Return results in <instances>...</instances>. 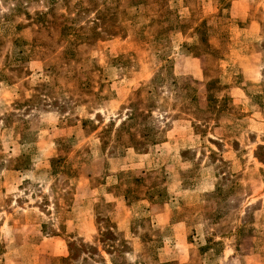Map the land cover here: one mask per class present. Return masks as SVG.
Instances as JSON below:
<instances>
[{"label":"rangeland","instance_id":"1","mask_svg":"<svg viewBox=\"0 0 264 264\" xmlns=\"http://www.w3.org/2000/svg\"><path fill=\"white\" fill-rule=\"evenodd\" d=\"M23 1L30 13L53 4L56 14H67L69 6L68 15L81 29L68 45L59 34L60 18L52 27L28 25L22 15L0 25V67L11 51L18 53L11 65L19 66L14 83H0V154L4 165L20 153L31 157L25 169L0 167V258L34 264H218L229 253L227 245L238 255L264 256V106L252 99L260 94L256 100L264 102V0ZM13 2L0 0V15ZM201 19L210 25L206 38L220 58L197 54L200 31L194 27ZM176 22L184 24L160 30ZM105 26L115 33L106 34ZM163 56L175 74L190 76L196 100L185 102L191 104L187 113L178 112L179 103L171 105L172 92L164 85L157 86V97L147 92ZM245 58L256 68L246 70ZM204 70L230 81L220 95H229L243 115L192 118L196 105L207 107ZM136 91L156 105L153 124L166 141L121 155L112 149L114 130ZM118 179L122 187L124 179H140L142 191L160 182L168 199L142 201L146 218L131 228L132 207L113 188ZM161 205L173 209L170 227L152 223L148 215ZM122 216L130 217L129 232L116 229ZM180 231L186 233V262L179 261L180 252L159 249L179 245ZM205 244L209 248L203 250Z\"/></svg>","mask_w":264,"mask_h":264},{"label":"trees","instance_id":"2","mask_svg":"<svg viewBox=\"0 0 264 264\" xmlns=\"http://www.w3.org/2000/svg\"><path fill=\"white\" fill-rule=\"evenodd\" d=\"M223 2V0H220ZM54 2V1H53ZM57 1H55L56 3ZM69 8L66 13H58L56 14L54 12V6L53 4H50V6H47V9L45 11L36 10L32 13H30L27 10V5L23 0H14V2L9 5L7 8V11L0 15V25H5L10 23L14 17L22 15L26 20H28V25L30 24H36L40 23L41 25H45L47 27L48 23H50V27H52V23L54 22V19L60 18L64 23H60L58 26L59 28V34L60 36H64L66 38V44L71 45L73 44L74 40L78 38L79 34L78 31L81 29V27H76L74 24L75 17L68 15L70 14L71 7ZM75 12H79L81 9L79 7V4L75 6H72ZM156 20L155 18H152L151 21L153 22ZM158 21V20H156ZM13 25V23H11ZM178 22H176L175 25L169 24L166 26H161V31L172 30L177 29ZM180 24V23H179ZM21 23L15 24V27H20ZM210 29V25L206 24L205 19H201L194 27V32L197 33V31H200V36H198L200 46H196L200 51L197 53L198 55L201 53L210 54L214 57H218L216 54L218 53V49H215L211 44L207 41L208 36V30ZM103 31L106 34H113L115 31L111 29H107V26H105V29ZM113 32V33H111ZM160 32L156 30L155 35ZM99 34V33H98ZM97 35V33H95ZM103 34H99V37H102ZM70 38V39H69ZM15 41V38H14ZM17 51H14V53L11 51L8 55V59L10 58V61L4 65V67H0V83H5L6 85H11L14 83V79L18 77L19 74V66H12L11 62L17 60ZM12 58V59H11ZM220 58V56L218 57ZM20 59V58H19ZM161 61L163 64L159 67V69L154 73V75L149 80L151 88L147 90L148 94H155L156 95V88L157 86L164 85L172 92V102L171 105L174 107L176 103H179V113H187V105L190 106L191 104L186 101H192L194 102L196 100V95L194 94L195 90L191 88L190 82H189V75H184L183 73L175 74L173 67H172V61L168 56L161 57ZM232 65H234L233 62H231ZM230 63V64H231ZM8 64V65H7ZM10 64V65H9ZM230 66V65H228ZM5 71L10 72H17L15 76H13V73H7ZM204 75L207 78L206 79V91H207V107L205 109L198 108L197 105L191 110V113L193 114V119H199L197 117H203L208 116L209 118L213 116L214 120L218 118L219 116H226L230 119H233V117L236 116V113H241L242 115L243 110L242 108L239 111H236V107L233 103V100L229 95H220V93L223 90H227L230 88V81H224L221 80L219 76H210L207 73V70H204ZM224 78V77H222ZM154 83H157L154 84ZM250 96V95H248ZM262 97V95L257 94L256 96H252V99L254 100V103H260V106H264V102L260 100H256V98ZM149 96L145 97L140 95V92L136 91L134 92V97H132L129 102L128 106L126 107L128 109V113L126 114V117L123 121L119 123V125L114 130V137L112 139V149L113 151H120L119 154L123 155L125 154L127 149H136L138 151L145 149L148 151L151 147L158 145L164 141H166V138L164 137V131L159 129L158 124H153V117H152V111L156 107L154 103L148 102ZM229 102V105H228ZM179 113H176L175 115H178ZM12 116V113H9L4 118V124L2 126L3 129L7 128L6 121ZM85 122V121H84ZM82 122V123H84ZM14 129L22 136L23 134L17 130L18 127L15 126ZM108 129L101 130L102 133H107ZM125 131L127 135V139H123V132ZM5 155L0 154V167H4L5 169H13V170H21L27 168L26 166L30 164L31 157L28 153H20L18 155H15L14 157H9L8 159H4L6 163L4 165V158ZM10 163H13V166L9 165ZM141 181L140 179H133L131 183L136 184V186L132 187L131 183L124 179V185L125 187H122L123 182H119V179L115 182L113 185V188L118 189L120 191L121 196L123 200L126 201V203L132 207L131 210V221L132 226L134 225V222L138 221L139 219L141 222H143L146 218V215L144 213H141V210L144 209V206L141 205V202L144 200H147L148 202H163L164 200L167 201L168 199V191L166 189V186H162L161 183H156L151 181L149 185L146 186L145 190H140L137 186V182ZM122 187V188H121ZM171 201L175 200V196L170 195ZM178 204L183 207V209H191L188 208V205H185V202L180 201V199H176ZM180 201V202H179ZM174 203V202H173ZM126 204V205H127ZM144 209L143 211H145ZM173 210V209H172ZM144 218V219H143ZM141 224V223H139ZM220 241L214 240L213 244H218ZM203 250L209 248L208 245L202 246ZM209 263V261H208Z\"/></svg>","mask_w":264,"mask_h":264},{"label":"crops","instance_id":"3","mask_svg":"<svg viewBox=\"0 0 264 264\" xmlns=\"http://www.w3.org/2000/svg\"><path fill=\"white\" fill-rule=\"evenodd\" d=\"M244 66L246 70L253 69L254 67L256 68V65L252 63L251 61H249V58L244 59ZM171 211L173 210L167 209L165 206L163 207V205H161V208H158L156 211L150 210V212H148V215L150 214V219L152 223L154 222L157 225H162V226L167 225V227H170V225L173 224L172 222L173 220H171L172 219ZM184 225L186 226V223H184ZM116 229L119 232H129L130 231V217L122 216L121 218H119L118 221L116 222ZM180 232L175 234V237L181 238L182 236L184 238L182 239V242L179 243V245L177 242H174L175 244H172L171 246L164 245L160 247L159 249L168 248L167 251L166 250L164 251L165 254H169V253L179 254L180 252L181 258L179 259V261L186 262L189 259V255L186 254V249H187L185 245L186 244V233L185 232L180 233ZM226 247L228 248L229 253L227 255L223 254L220 257L218 264H264L263 255H260L257 253H251V254L247 253L245 255H242V254L238 255V254H235L234 250L231 248L230 245H227ZM23 262L24 264H34L29 259H26L24 261L22 257H19V258L15 257L13 259L11 258V259H4V260L0 258V264H23ZM50 264H53V263H50ZM109 264L111 263L109 262Z\"/></svg>","mask_w":264,"mask_h":264}]
</instances>
